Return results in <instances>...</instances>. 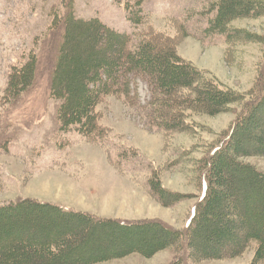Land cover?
Wrapping results in <instances>:
<instances>
[{
    "label": "trees",
    "instance_id": "obj_1",
    "mask_svg": "<svg viewBox=\"0 0 264 264\" xmlns=\"http://www.w3.org/2000/svg\"><path fill=\"white\" fill-rule=\"evenodd\" d=\"M74 2L62 0V7L51 13L48 28L55 41L59 36L48 88L63 132L74 128L92 142L103 143L110 133L99 124L97 107L108 96L129 98L134 91L132 81L140 76L146 77L154 90L148 107L152 120L166 134L186 130L183 115L190 110L217 116L230 105L243 102L245 96L248 104L229 129L226 142L202 163V201L185 232L161 222L100 219L55 204L21 199L0 203V264H99L133 254L151 259L184 237L188 249L206 259L224 257L220 250L209 252V247L227 242L230 252L225 257H236L254 243L249 264H264V173L238 161L264 157V130L256 116L264 105V67L254 88L242 95L213 83L212 78L205 79L203 72L176 52L172 41L152 34L146 27L141 0L132 6L125 0L124 6L128 21L139 29L137 33L115 30L99 18H78ZM202 5L200 11L188 10L186 19H166L177 35L199 40L224 36L225 44L236 45L262 40L231 28V24L264 16V2L202 0ZM38 71L35 52L14 66L5 92L7 101H18L30 92ZM252 129L260 133L256 148L249 150L244 138ZM117 154L121 160L128 158ZM149 187L164 205L168 200L176 204L184 199L181 194L168 193L156 172Z\"/></svg>",
    "mask_w": 264,
    "mask_h": 264
},
{
    "label": "rangeland",
    "instance_id": "obj_2",
    "mask_svg": "<svg viewBox=\"0 0 264 264\" xmlns=\"http://www.w3.org/2000/svg\"><path fill=\"white\" fill-rule=\"evenodd\" d=\"M61 1L0 0V203L35 199L100 219L161 222L185 232L202 201V163L226 142L229 129L249 99L245 96L243 102L230 105L217 116L190 110L183 115L187 129L166 134L152 120L148 103L154 90L149 80L140 76L132 81L134 91L129 98L108 96L97 107L99 124L109 131L110 139L92 142L74 128L63 132L48 88L59 42V36L55 41L48 28L51 13L62 7ZM129 1L132 6L137 0ZM141 1L149 31L160 36L159 40L172 41L176 52L203 72L205 79L212 78L213 83L242 95L254 88L264 67V16L231 24V28L262 40L225 44L224 36L183 38L167 22L171 17L186 19L190 9L202 10V0ZM74 6L78 18H99L121 32L139 31L128 21L125 0H75ZM31 52L39 59L35 86L20 100L8 102L5 92L11 70L24 63ZM261 108L256 116L264 130V105ZM251 131L244 138L249 150L256 148L260 133L259 129ZM117 152L131 157L121 160ZM238 161L264 173V157ZM154 172L168 193L181 194L184 199L162 204L149 187ZM186 243L184 237L151 259L133 254L99 264H249L255 250V244L250 243L240 256L225 257L230 252L226 242L208 250H220L223 258L206 259L202 253L193 254Z\"/></svg>",
    "mask_w": 264,
    "mask_h": 264
}]
</instances>
